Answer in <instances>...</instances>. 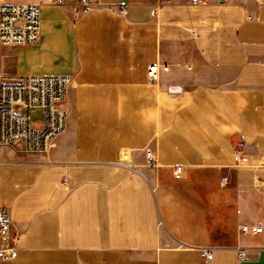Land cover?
Returning a JSON list of instances; mask_svg holds the SVG:
<instances>
[{
    "label": "crops",
    "instance_id": "crops-1",
    "mask_svg": "<svg viewBox=\"0 0 264 264\" xmlns=\"http://www.w3.org/2000/svg\"><path fill=\"white\" fill-rule=\"evenodd\" d=\"M2 1L40 35L0 73L72 82L46 154L0 147V264H264V0Z\"/></svg>",
    "mask_w": 264,
    "mask_h": 264
},
{
    "label": "built area",
    "instance_id": "built-area-1",
    "mask_svg": "<svg viewBox=\"0 0 264 264\" xmlns=\"http://www.w3.org/2000/svg\"><path fill=\"white\" fill-rule=\"evenodd\" d=\"M83 12L93 9L96 0H75ZM225 2L226 0H218ZM62 5L65 0H52ZM190 4H202L205 0H188ZM154 12V11H153ZM40 35V11L36 3L3 2L0 0V48L2 46H28L36 43ZM166 70V67L163 68ZM151 83L159 79L157 66L147 70ZM67 75H23L5 78L0 73V147H10L17 152L43 155L53 139L66 127L67 112L63 105L71 85ZM40 119L33 121V114ZM148 166L156 161L150 149L145 151ZM235 160L237 157L235 156ZM181 166H175L172 175L180 178ZM9 209L0 204V260H11L17 255L15 239L10 234ZM244 233L264 231L260 226H245ZM206 259L211 253L204 254Z\"/></svg>",
    "mask_w": 264,
    "mask_h": 264
},
{
    "label": "rangeland",
    "instance_id": "rangeland-1",
    "mask_svg": "<svg viewBox=\"0 0 264 264\" xmlns=\"http://www.w3.org/2000/svg\"><path fill=\"white\" fill-rule=\"evenodd\" d=\"M32 118H33V121H38L40 119L39 113H34L33 116H32ZM19 157H25V158H27V155H25V156H19Z\"/></svg>",
    "mask_w": 264,
    "mask_h": 264
}]
</instances>
